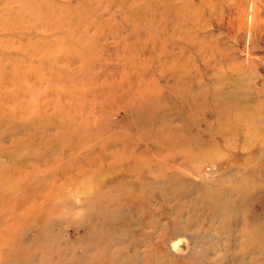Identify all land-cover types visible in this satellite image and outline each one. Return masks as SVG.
<instances>
[{
  "label": "rangeland",
  "instance_id": "374dc122",
  "mask_svg": "<svg viewBox=\"0 0 264 264\" xmlns=\"http://www.w3.org/2000/svg\"><path fill=\"white\" fill-rule=\"evenodd\" d=\"M263 4L0 0V264H264Z\"/></svg>",
  "mask_w": 264,
  "mask_h": 264
},
{
  "label": "bare ground",
  "instance_id": "6f19581e",
  "mask_svg": "<svg viewBox=\"0 0 264 264\" xmlns=\"http://www.w3.org/2000/svg\"><path fill=\"white\" fill-rule=\"evenodd\" d=\"M207 2V1H206ZM238 2V1H237ZM134 3V2H133ZM238 4V3H237ZM134 6V5H133ZM191 5H189L188 7H190ZM192 6H194V5H192ZM184 8V7H183ZM186 8V7H185ZM263 8H264V4H263ZM190 10V9H189ZM242 10H243V8H242ZM264 10V9H263ZM201 11V10H200ZM240 11V10H239ZM243 12H244V10H243ZM197 13V12H196ZM236 13V12H235ZM239 13V12H238ZM245 13V12H244ZM233 13H231V15H232ZM251 14V13H250ZM242 16V15H241ZM172 17V16H171ZM218 17V16H217ZM258 18V17H257ZM217 19V18H216ZM40 20V19H39ZM41 21V20H40ZM203 21V20H202ZM250 21V20H249ZM236 22V21H235ZM232 24H233V22H232ZM202 26V25H201ZM250 26V25H249ZM198 27V26H197ZM199 28V27H198ZM243 28V27H242ZM217 30V29H216ZM220 30V29H219ZM251 30V29H250ZM187 31V30H186ZM185 31V32H186ZM209 32V31H208ZM211 32V31H210ZM253 32H255V31H253ZM259 32H260V34L261 35H264V25H262V27H260V30H259ZM187 34V33H186ZM211 34V33H210ZM243 34V33H242ZM244 36V35H243ZM23 37V36H22ZM130 37H131V35H130ZM134 37V36H133ZM132 38V37H131ZM174 39V38H173ZM221 41V40H220ZM174 42V41H173ZM175 47V46H174ZM171 49V48H170ZM173 50V49H172ZM179 50V49H178ZM171 52V51H170ZM172 54V53H171ZM184 54V53H183ZM168 60V59H167ZM7 67V66H6ZM229 79V78H228ZM263 81H264V78H263ZM182 82V81H181ZM264 84V83H263ZM163 89V88H162ZM264 89V88H263ZM165 90V89H164ZM223 92V91H222ZM227 93V92H226ZM261 93H263V91L261 92ZM217 94H219V96H220V94H222V93H220L219 91H214V93H212V95L215 97L216 96V98H217ZM228 94V93H227ZM123 95H124V93H123ZM225 95V94H224ZM222 96V95H221ZM229 97H232L233 95H228ZM228 97V98H229ZM215 98V99H216ZM226 98H227V96H226ZM200 100V99H199ZM217 101H220V103L218 104L219 106L220 105H223L224 104V100H221V99H219L218 98V100ZM237 101V100H236ZM214 102H215V100H214ZM239 102V101H238ZM245 103V102H244ZM89 104V103H88ZM226 104V103H225ZM234 104V103H233ZM240 104V103H239ZM238 104V105H239ZM243 105V104H242ZM225 106V105H224ZM223 106V107H224ZM245 107H246V105H245ZM264 107V106H263ZM216 108H218V107H216ZM233 108V107H232ZM240 109H242V108H240ZM226 109H224V111H225ZM262 109H260L259 111H261ZM230 111H231V109H230ZM229 111V112H230ZM217 112H220V110L219 111H217ZM222 112V111H221ZM232 112H235V111H232ZM219 115H223V112L222 113H218ZM233 114V113H232ZM217 115V114H216ZM225 116L224 117H230V118H233V121L234 120H236V119H241V120H243L242 122L243 123H245V121H247V117H248V112L246 111L245 113L244 112H242L241 110L240 111H237V112H235V116H231V115H229V114H227L226 115V113L224 114ZM217 117H218V115H217ZM234 131H237V129H236V127L235 126H233V128H232V132H234ZM256 132H257V130H256ZM22 142V141H21ZM25 143V142H24ZM32 143V142H31ZM105 143H107V142H105ZM105 143H103L102 144V146H104L105 147ZM195 144L197 145V146H199V145H201L202 144V141H201V139L200 140H198V141H195ZM27 145V144H26ZM34 145H35V143H34ZM202 146V145H201ZM20 147V146H19ZM35 147V146H34ZM38 150V149H37ZM3 149L0 147V158L2 159V155H3ZM39 151V150H38ZM7 152H9V151H7ZM16 152V151H15ZM37 152V151H36ZM60 153V152H59ZM9 153H7V155H8ZM29 154V153H28ZM34 154H35V152H34ZM37 154V153H36ZM39 154V153H38ZM107 154V153H106ZM126 154V153H125ZM11 157H13V159H15V161L16 160H19V162L20 163H18V164H20L21 165V167L22 166H24L26 163H27V161H28V159L30 158V155H20L18 158L15 156V155H17L16 153H12V154H9ZM117 155V154H116ZM52 156V155H51ZM58 155H56V157H57ZM128 156H130V155H128V153H127V157ZM35 157H37L36 155H35ZM50 157V156H49ZM48 157V158H49ZM102 157H104V159L103 160H101L102 161V164H101V166L99 167H97V169L96 170H98L97 172V174H94L93 172H92V174H94L95 175V177H94V180H92V187H94L95 189H97L98 187L100 188V187H102V186H104V184H110V185H112V184H116V183H120L118 186L121 188V186L123 185V184H129V183H132V184H134L135 186H137L138 187V157L136 156V157H134V158H131V157H129V158H124V157H117L116 158V160H115V158H113V157H109V156H107V155H102ZM24 158V159H23ZM3 160H5V159H3ZM50 160V159H49ZM110 160V161H109ZM12 162V163H14V164H16V162ZM104 161H106L105 163H104ZM109 161V162H108ZM113 163H112V162ZM117 162V163H116ZM14 164H11L10 166L9 165H7V164H4L3 162H1V160H0V183H3L4 182V179H5V177L7 176H4L6 173H7V171L9 170V168L10 167H12ZM32 164V163H31ZM35 164V163H34ZM121 165V166H120ZM35 166H36V164H35ZM41 166V165H40ZM44 166H46V165H44ZM16 167H20L19 165H16ZM41 167H43V165L41 166ZM117 167H122V172L121 173H119V172H116V168ZM45 168V167H44ZM18 170H19V174H18V176H20V178H23V175H24V173H22L21 172V170H20V168H17ZM115 170V171H114ZM120 171H121V169H120ZM117 173H119V174H117ZM100 174L101 175H106L107 177H108V179H107V181L104 179V177H100ZM4 176V177H3ZM54 182H56V181H54ZM120 188H119V190H120ZM10 191V190H9ZM0 192H1V190H0ZM97 192H99V190L97 191ZM3 194H5V193H3L2 192V195ZM100 194H102V192L100 193ZM50 196L51 195H49V197L48 198H50ZM131 197H138V192L137 193H131V195H130ZM53 198V197H52ZM134 198V199H135ZM51 199V198H50ZM130 199V198H129ZM47 200V199H46ZM110 215V214H109ZM17 217V216H16ZM111 221H109V223L110 224H112L113 223V220L112 219H110ZM15 221H16V219H15ZM15 221H14V223H15ZM18 221V220H17ZM20 221V220H19ZM13 229V228H12ZM5 235H6V233H1L0 232V244H2V245H0V246H3V245H6V244H10V245H12L13 247H16V250L18 251V253L20 254V256H22V254L24 253V252H22L23 251V245H22V242H21V237H20V235L17 237H15V239H12V237L10 238V237H6L5 238ZM11 247V246H10ZM13 249V248H12ZM12 249H11V251H12ZM6 253H8V252H6ZM6 255V254H5ZM10 255H11V253H10ZM25 257H22L23 258V260H24V258H26L25 260L27 261V255H24ZM7 256H5V258H6ZM19 257V256H18ZM5 258H4V260H5ZM29 258V257H28ZM9 259H11V258H9ZM15 259V258H14ZM24 260V261H25Z\"/></svg>",
  "mask_w": 264,
  "mask_h": 264
}]
</instances>
